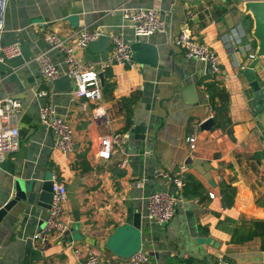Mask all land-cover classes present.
<instances>
[{"label": "crops", "instance_id": "crops-1", "mask_svg": "<svg viewBox=\"0 0 264 264\" xmlns=\"http://www.w3.org/2000/svg\"><path fill=\"white\" fill-rule=\"evenodd\" d=\"M245 1L6 3L0 10V44H17L20 55L0 66V99L12 97L20 103V147L1 165L0 209L12 199L15 179L34 183L37 191L55 176L67 190L65 217L70 230L62 239L48 236L43 245L34 241L32 237L43 228L49 209L37 206L36 194H31L0 221V264H82L89 251L105 261L126 263L139 250L148 255L145 264H264V232L256 231L241 243L232 242L238 229L247 234L249 221L264 223V111L255 112L254 92L241 75L244 68H253L264 93V59L250 58L256 42L251 36L252 20L243 14L241 4ZM125 7L155 9L165 30L136 37L131 23L119 11ZM184 28L218 55L219 77L214 78L205 64L186 59L175 45ZM82 29L97 30L108 37L105 52L94 53L88 46L77 50L82 64L98 69L112 51V39L120 37L129 46L138 41L154 46L155 67L135 61L133 69L118 65L107 69L110 78L101 72L103 87L112 83L114 88L104 92L102 87V98L96 102L75 97L73 90H55L53 83L39 77L33 57L45 52L59 79L67 77L62 55L49 48L46 37L67 39ZM232 30L238 41L229 50L226 39ZM213 80L228 93L227 126L219 127L214 121L205 93V83ZM40 91H46L47 97L39 98ZM131 94H136L137 100L131 127L124 131L121 99ZM45 104L69 123L75 142L72 153L55 149L53 134L40 125L39 109ZM98 116L102 118L99 122ZM208 119L213 120V127L201 130L200 124ZM195 124L199 129L195 148L190 150L187 138ZM136 128L144 133L138 134ZM106 134L122 135L125 143L114 146L110 158L103 160L96 153L100 138ZM190 157L205 161L206 172L186 165ZM157 171L181 179L190 175L205 189L200 198H186L182 190V201L167 224L148 218L149 195L179 194L171 180L156 177ZM222 184L234 190L230 207L223 206ZM128 210L139 216L138 229L127 224Z\"/></svg>", "mask_w": 264, "mask_h": 264}, {"label": "built area", "instance_id": "built-area-1", "mask_svg": "<svg viewBox=\"0 0 264 264\" xmlns=\"http://www.w3.org/2000/svg\"><path fill=\"white\" fill-rule=\"evenodd\" d=\"M9 0H0V10L4 8ZM123 19L129 21L138 38L149 37L154 33H162L165 30L164 22L160 19L157 11L153 8H122L119 9ZM3 33V22L0 19V41ZM100 33L97 30L82 29L74 32L67 39L57 35H48L46 42L50 49L57 50L63 57V62L67 67L66 76L72 80L75 89L72 94L77 98L88 101H100L102 98V87L98 74L118 65L126 69H133L137 64L134 60L130 46L125 44L120 37L112 39V51L108 58L100 63L98 69L86 66L77 58V50L85 49L89 43L97 40ZM236 31L232 30L228 36L227 46L229 50L234 49L236 42ZM72 41V45L69 41ZM175 45L182 49L184 57L188 60L201 62L209 67L210 74L217 78L222 72L220 69V59L218 55L206 44L196 41L189 32L182 29L176 39ZM20 55L17 44L2 46L0 44V66L7 60ZM253 58V56H250ZM33 61L38 65V75L46 83H54L59 79L57 68L52 64L45 52L35 53ZM39 98L47 97L46 91H40ZM20 112V103L12 97L0 99V170L6 159L16 153L20 147L19 128L17 126V114ZM101 116V115H99ZM99 116L97 118H99ZM102 120L99 118L98 122ZM40 125L51 132L54 137V148L64 154L74 151V139L69 123L66 122L49 105L45 104L39 109ZM107 123V122H106ZM199 129V124L193 126L192 134L187 138L190 150L195 148V135ZM125 143L122 135L106 134L100 138L97 157L103 160L110 158L114 146H121ZM123 167V165H121ZM156 177L171 180L178 196H170L166 193H152L147 198L148 218L156 224L169 223L175 214L176 207L182 201L181 192L184 182L180 177L170 175L166 171H157ZM52 182V202L48 210V216L43 228L37 232L32 239L39 241L42 245L47 243L48 236H55L57 239L64 238L70 230L69 221L65 217V203L67 190L62 182L51 177ZM213 194L209 195L212 199ZM148 255L142 250L133 254L126 263L118 260H103L98 253L89 251L84 255L82 264H145Z\"/></svg>", "mask_w": 264, "mask_h": 264}, {"label": "water", "instance_id": "water-1", "mask_svg": "<svg viewBox=\"0 0 264 264\" xmlns=\"http://www.w3.org/2000/svg\"><path fill=\"white\" fill-rule=\"evenodd\" d=\"M243 6V14L250 17L252 20V30L251 36L256 42V47L254 51V61L259 58L264 59V0H247L241 4ZM108 37L104 35H100L99 38L88 45V49L94 53H102L107 49ZM131 51L133 52L134 60L139 64H148L150 66L155 67L157 62V50L150 43L145 41H138L133 43L130 46ZM207 71H209V67L206 65ZM242 77L249 84L250 88L254 92L255 99L253 108L256 113H261L264 111V93L254 76L253 68H244L242 73ZM100 85L103 87L104 79L103 74H98ZM55 90H64L71 91L74 90L75 87L71 79L64 77L56 80L53 83ZM213 120L208 119L207 121L200 124L201 130H209L213 127ZM138 134H143V130L141 128H136ZM142 130V133H141ZM142 137V136H141ZM103 160L100 161L102 163ZM186 165L193 166L197 171L201 173L206 172L205 161L188 158L186 160ZM203 176H206L205 173H202ZM36 187L34 183H28L20 179H15L14 181V193L12 199L9 200L1 209H0V221L3 219L5 214L13 208L19 201L28 200L29 196L32 194H36V202L37 206L49 209L52 202V182L45 181L42 183L40 188L36 191ZM128 225H131L135 229L139 228V216L134 214L131 210H128V217L126 220Z\"/></svg>", "mask_w": 264, "mask_h": 264}, {"label": "trees", "instance_id": "trees-1", "mask_svg": "<svg viewBox=\"0 0 264 264\" xmlns=\"http://www.w3.org/2000/svg\"><path fill=\"white\" fill-rule=\"evenodd\" d=\"M104 75L106 78H110L111 74L108 70H105ZM114 88V84L112 83H105L103 90L104 92H111ZM205 93L208 96L209 102L213 109V119L217 123L219 127L221 126H227L229 124L227 111H228V93L225 90V88L220 85V83L216 81H211L208 83H205L204 85ZM137 100L136 94H131L129 97H124L121 99L122 108L125 111V129L124 131H128L131 127L132 121H131V112L132 107ZM182 181L184 182L183 187V194L184 197H192V198H200V196L205 193V189L199 183L197 180H195L194 177L190 175H186L183 177ZM221 188V194L223 197V206L224 207H230L232 203V199L230 198V195L234 194V190L230 188L227 185L222 184L220 186ZM229 199V200H228ZM249 225L250 229H247V234H244V232L241 229H238L237 232L233 234L232 242L233 243H241L243 242L247 237V239L252 238L256 233V231H262L264 232V223L259 221H249L247 224ZM246 239V240H247Z\"/></svg>", "mask_w": 264, "mask_h": 264}]
</instances>
